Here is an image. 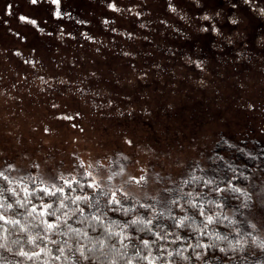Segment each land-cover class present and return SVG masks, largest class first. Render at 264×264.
<instances>
[{"label":"rangeland","instance_id":"obj_1","mask_svg":"<svg viewBox=\"0 0 264 264\" xmlns=\"http://www.w3.org/2000/svg\"><path fill=\"white\" fill-rule=\"evenodd\" d=\"M110 2L0 0V176L29 183L128 136L156 150L137 177L153 227L192 174L239 193L224 208L240 231L264 225V0Z\"/></svg>","mask_w":264,"mask_h":264},{"label":"clouds","instance_id":"obj_2","mask_svg":"<svg viewBox=\"0 0 264 264\" xmlns=\"http://www.w3.org/2000/svg\"><path fill=\"white\" fill-rule=\"evenodd\" d=\"M201 0H195V4L199 6ZM109 7V4H108ZM169 10L177 13L181 19H185V14L178 12L175 5L169 4ZM235 7V5H233ZM119 11V8L116 9ZM259 11L264 14V7H260ZM219 13H217L218 15ZM202 19H211V13L204 11L200 13ZM237 17L229 16L230 23H236ZM62 27V26H61ZM115 30V29H114ZM201 30H206L205 26ZM43 31V29H41ZM213 31L218 29L213 25ZM84 35H88L87 32ZM91 39V37H89ZM185 59L189 63L195 62L198 67H202L199 60H191L187 56ZM122 150H104L96 149L84 152L78 159L74 161L75 167L62 168L49 173L42 171L33 176H27L25 179L31 180V187L27 184H20V190L24 193L23 200L19 196L13 202H5L0 204V219H8L10 224L14 225L12 233H23V237L17 236L9 242V236L5 235L4 228L0 227V248L6 249L8 253H15L22 257L21 260H13V264H28L27 258L35 255L37 251L46 253L51 256L50 248L52 244L58 245L57 251L60 255H64L65 250L75 249L76 259L73 260L72 255L65 256L64 264H132L131 258L121 259L126 256L127 249L119 240L124 237L136 238L134 231H122L121 228L127 229L129 224L136 225L142 230L141 226H147L151 223L150 219H145L140 214L138 206L145 209L149 205L143 203L146 198L144 186L138 183L137 177L143 178L149 167V160L156 151L154 148L143 146L140 143H134L131 137H123ZM119 160V164L113 167L112 161ZM83 177L78 182V191H73L70 183L67 181H76L77 177ZM12 183H18L13 176ZM83 184V188H79V184ZM11 191V188H9ZM91 197V199H90ZM3 200V197H0ZM13 203L20 205L25 209L22 220H17L14 215L8 212L13 207ZM95 204V209H92ZM50 211L51 219L45 215ZM155 208H151V212L155 213ZM219 215V213H215ZM31 217V218H30ZM73 217L79 221H88L81 227H73L72 224H66L63 229V235L66 239L61 240L59 236L60 229L58 223L66 221ZM126 217L127 222L121 220ZM212 216L208 215L205 219L211 221ZM229 220L232 217H228ZM187 217L180 216L175 224L185 228L188 231H195L197 238L199 237L200 224L195 220L190 223H184ZM38 222L41 230L33 231L30 225ZM99 223L104 231L98 235H90L86 229L89 226L94 230ZM223 224V221L220 222ZM249 231L240 235L238 238L229 239L227 235H220L218 232H210L209 236H215L216 240L213 244L219 248V241L227 240L221 252L228 255V249L243 247L247 245L249 250L259 248L264 250V225L258 223L254 218L248 219ZM228 230L232 232H240L238 227L228 226ZM78 237L75 244L72 237ZM118 238L117 243L111 242V238ZM179 238V237H177ZM44 241L41 247L39 240ZM23 241V242H22ZM25 243L30 245V250H26ZM141 247L148 246V240L141 237L139 240ZM199 243V239H197ZM13 245H16L13 247ZM196 245H193L195 248ZM123 249V251L121 250ZM151 254V248L148 247ZM180 257H183V250L177 249ZM139 255V252L136 253ZM194 255H202L199 251H194ZM148 259V257H145ZM59 260V256L57 257ZM155 257H151L154 261ZM150 261V264H151ZM0 264H8L7 260H0ZM165 264H176L175 260L166 261ZM180 264H187V260L182 259ZM227 264V262H225Z\"/></svg>","mask_w":264,"mask_h":264},{"label":"trees","instance_id":"obj_3","mask_svg":"<svg viewBox=\"0 0 264 264\" xmlns=\"http://www.w3.org/2000/svg\"><path fill=\"white\" fill-rule=\"evenodd\" d=\"M218 176V175H217ZM83 180V177H77L76 181H68L70 187L73 191H78V182ZM221 181V180H220ZM12 183L9 180L4 179L0 176V204L5 202H13L16 197L19 196L21 200L24 198V193L20 190V184H27L31 187L32 182H20ZM221 183V182H220ZM217 181L216 176H212L211 179L207 178L201 180L192 174L186 180H182L174 188L176 196L172 193L169 194L167 198L173 199L172 204L168 205L167 213H164L163 222L161 225H155L153 227L152 223L147 226H141L137 228L136 225L129 224L127 229L121 228L122 231H134L136 238L124 237L123 240L118 238H111V242L123 243L127 249L126 256L121 259L131 258L132 264H150L151 257H155L151 264H165L166 261L175 260L176 264H180L182 259L187 260V264H242L243 258L249 256L254 259H258V253L261 252L257 248L249 250L246 247L243 251L241 248L228 249V255H224L221 252V248H224L227 244V240L219 241L220 247L218 248L216 244L212 241L216 240L215 236H209L210 232H218L220 235H227L229 239H235V235L239 237L245 234L244 231L232 232L228 230V225L231 224L232 227H238L237 221L235 219L229 220L225 213L224 202H227L232 207H238L241 196L237 193L234 188H232L227 182L220 184ZM84 185L79 184V188H83ZM11 188V191L9 190ZM168 200V199H167ZM139 210V209H138ZM25 209L20 205L13 203V207L8 209V212L16 217L17 220H22L23 213ZM86 211H92L86 208ZM140 212V211H139ZM219 215H215V213ZM144 216L143 213L140 212ZM47 218L51 219L50 211L45 214ZM211 215L213 218L211 221L205 219L206 216ZM185 216L187 220L184 223H190L195 220L197 224H200L199 237L197 238L195 231H188L185 228L180 227V225L175 224V221L180 217ZM145 217V216H144ZM31 218V217H30ZM146 219V218H145ZM121 220L127 222L126 217H121ZM160 220V219H159ZM158 220V221H159ZM223 221V224L220 222ZM72 224L73 227H81L88 221H79L73 217L68 218L66 221L58 223L57 227L60 229L59 236L61 240L66 239L63 235V229L66 224ZM100 222H97L98 226L93 230L90 226L86 231L90 235H98L104 231L102 226H99ZM155 223V222H154ZM0 227L4 228L5 235L12 233V228L14 225L10 224L8 219H0ZM33 231L41 230V225L36 222L30 225ZM23 233H12L9 236V242L15 239L17 236L23 237ZM146 238L148 240L147 247H141L139 240L140 238ZM179 237V238H177ZM78 237L73 236L72 242L75 244ZM199 239V243H197ZM23 242V241H22ZM41 247L44 245V241L41 239L38 241ZM193 245H196L193 248ZM16 245H13L15 247ZM148 247L151 248V254L148 252ZM26 250H30L31 246L25 243ZM58 245L52 244L50 251L51 256L46 253L37 251L35 255L28 257V264H64L65 256L72 255L73 260L76 259L75 249L65 250L64 255H60L57 251ZM177 249L183 250V257L179 256ZM123 251V249H121ZM194 251H199L202 253L200 256L194 255ZM139 252V255L136 253ZM245 256H244V254ZM59 256V260L57 257ZM145 257H148L146 259ZM22 257L16 255L15 253H8L6 249L0 248V260H7L8 264H13V260L19 261ZM71 264V262H69Z\"/></svg>","mask_w":264,"mask_h":264},{"label":"snow or ice","instance_id":"obj_4","mask_svg":"<svg viewBox=\"0 0 264 264\" xmlns=\"http://www.w3.org/2000/svg\"><path fill=\"white\" fill-rule=\"evenodd\" d=\"M52 3L54 5H58L59 4V0H52ZM109 8L112 9V10H116L117 9V5L115 4L114 0H112V2L109 3ZM54 15H56V16H60L61 15L60 9L58 7L55 9ZM136 15H140V13L137 12ZM105 19L107 20V18H105Z\"/></svg>","mask_w":264,"mask_h":264}]
</instances>
